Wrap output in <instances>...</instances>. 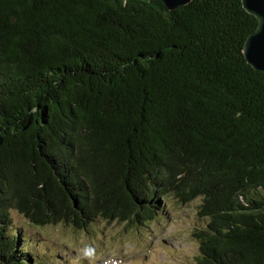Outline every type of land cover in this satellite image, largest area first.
Returning a JSON list of instances; mask_svg holds the SVG:
<instances>
[{"label":"trees","instance_id":"trees-1","mask_svg":"<svg viewBox=\"0 0 264 264\" xmlns=\"http://www.w3.org/2000/svg\"><path fill=\"white\" fill-rule=\"evenodd\" d=\"M258 26L242 0H0V264L39 259L13 210L143 225L167 196L200 200L195 264H264Z\"/></svg>","mask_w":264,"mask_h":264},{"label":"rangeland","instance_id":"rangeland-1","mask_svg":"<svg viewBox=\"0 0 264 264\" xmlns=\"http://www.w3.org/2000/svg\"><path fill=\"white\" fill-rule=\"evenodd\" d=\"M161 202L158 216L143 225L98 220L86 230L32 226L13 210L12 230L37 240L39 259L32 264H195L200 251L194 234L205 226L200 200L184 205L167 196Z\"/></svg>","mask_w":264,"mask_h":264},{"label":"water","instance_id":"water-1","mask_svg":"<svg viewBox=\"0 0 264 264\" xmlns=\"http://www.w3.org/2000/svg\"><path fill=\"white\" fill-rule=\"evenodd\" d=\"M170 10H176L189 4L192 0H160ZM247 12L259 20L257 30L252 33L244 46L243 52L247 62L256 70L264 72V0H242Z\"/></svg>","mask_w":264,"mask_h":264}]
</instances>
